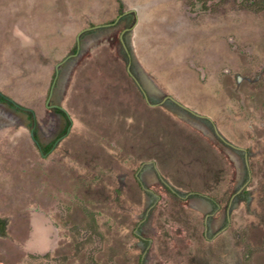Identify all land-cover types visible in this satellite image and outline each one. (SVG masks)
Returning <instances> with one entry per match:
<instances>
[{"label": "rangeland", "instance_id": "1", "mask_svg": "<svg viewBox=\"0 0 264 264\" xmlns=\"http://www.w3.org/2000/svg\"><path fill=\"white\" fill-rule=\"evenodd\" d=\"M0 94V264H264V0H0Z\"/></svg>", "mask_w": 264, "mask_h": 264}, {"label": "trees", "instance_id": "2", "mask_svg": "<svg viewBox=\"0 0 264 264\" xmlns=\"http://www.w3.org/2000/svg\"><path fill=\"white\" fill-rule=\"evenodd\" d=\"M76 51H77V50L75 49V50L73 51V53L75 54ZM0 102H4V103L8 104L10 107L13 106V103H12L9 99L3 97L1 94H0ZM54 111H55V113L61 115V116L65 119V121H66V125H65V128H64V130H63V133H65L66 130H67V128H68L69 125H70V121H69V119H68V116H67L66 113H65L62 109H60L59 107H55V108H54ZM27 117H28L29 119H32V113H29V112H28V113H27ZM32 134H33V138H34V140L38 142L36 131L34 130V131L32 132ZM51 147H52V143L47 144V145H44V146H43V145H40V148H41L42 152H48V151L51 149ZM5 231H6V222H5V220H3L2 218H0V236H3V235L5 234Z\"/></svg>", "mask_w": 264, "mask_h": 264}, {"label": "water", "instance_id": "3", "mask_svg": "<svg viewBox=\"0 0 264 264\" xmlns=\"http://www.w3.org/2000/svg\"><path fill=\"white\" fill-rule=\"evenodd\" d=\"M34 129H35V124L33 125L32 129H31V134L34 131ZM35 143L37 144V141H35Z\"/></svg>", "mask_w": 264, "mask_h": 264}]
</instances>
